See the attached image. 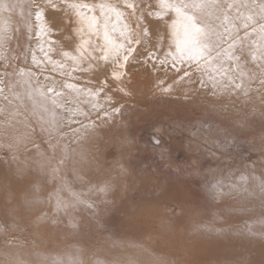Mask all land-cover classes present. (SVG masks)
<instances>
[{
  "label": "rangeland",
  "instance_id": "rangeland-1",
  "mask_svg": "<svg viewBox=\"0 0 264 264\" xmlns=\"http://www.w3.org/2000/svg\"><path fill=\"white\" fill-rule=\"evenodd\" d=\"M58 5L62 6L60 0ZM147 5L155 7V0L142 4L143 24L152 43L147 49L138 46L123 69L128 76L121 85L108 65L110 79L99 81L102 108L82 104L89 117H77L92 126L81 132L78 142L70 128L63 127L56 150L59 159L67 145L69 159L60 175L75 190L88 193L85 199L93 207L80 204L57 211L55 200H49L59 181L47 167H40L44 157L33 145L39 144L45 156H52L48 142L56 143V138L49 137L35 119H29L32 132L25 143L0 149V261L18 256L35 264L40 257L72 255L83 264H148L153 257L164 264H264L260 229L255 234L240 230L244 221L264 216V203L255 187L258 181L252 179H264L261 69L252 62L245 65L249 75L255 73L247 96L213 94L210 86H201L198 74L191 82L185 78L177 83L183 71L154 66L148 60L147 51L158 36L166 34V27L164 21L147 15ZM57 17L56 25L50 20L45 39L56 42L57 52L61 47L70 50L76 26L65 10ZM12 20L19 21V10ZM65 20L73 23V29H68L69 24L59 28ZM63 38L70 42L67 47ZM31 40L37 38L25 30L13 33L10 42L17 45L8 50L20 60L9 58L10 64L31 65V61L21 62ZM54 58L59 57L54 54ZM100 63H93L91 69ZM80 73L70 82L83 87L87 83ZM168 86L171 91L162 90ZM114 108L120 111L113 112ZM71 127L79 128L80 123ZM15 130L28 131L20 124ZM3 139L5 144L11 142ZM241 174L249 177L251 195L230 187L239 184ZM217 180L222 181L225 195L214 200L209 184ZM101 185H107L106 193L95 191ZM232 208L246 211H229Z\"/></svg>",
  "mask_w": 264,
  "mask_h": 264
},
{
  "label": "snow or ice",
  "instance_id": "snow-or-ice-1",
  "mask_svg": "<svg viewBox=\"0 0 264 264\" xmlns=\"http://www.w3.org/2000/svg\"><path fill=\"white\" fill-rule=\"evenodd\" d=\"M47 3L56 8L53 0H47ZM60 3L76 27L75 43L70 50L61 47L57 52L53 47L56 42L45 39L51 29L45 22L43 8L35 0H0V67L5 69L0 71V149L11 150L14 144L27 141L32 132L29 119H35L49 137L56 138V143L48 142L52 156H45L39 144L33 146L44 157L40 167H47L49 175L59 181L57 188L49 193V200H55L57 211H66L80 204L87 207H93V204L85 199L88 193L75 190L60 175L69 159L67 145L63 146V155L59 159L55 157L60 147L62 129L69 127L78 142L81 132L86 133L92 126L77 119L79 116L85 119L89 117V113L80 105H90L93 110L101 109L99 96L103 91V87L93 90L70 81L76 79L75 73L90 71L93 63L101 61L112 67V78L120 81L123 69L138 51V46L147 49L148 44L152 43V36L143 24V0H60ZM17 10L19 21L14 27L12 14ZM147 15L165 21L166 27V34L158 36L147 51L148 60L154 66L157 63L160 67L170 65L177 72L183 71L177 83L185 78L191 82L192 76L198 74L201 86H210L213 94L241 93L247 96L248 82L255 78V73L249 75L245 67L243 54L246 52L251 62L261 69V83L264 84V0H155V10H149ZM21 27L37 38V48L27 50L31 59L28 67L10 64L7 54L13 33H19ZM54 54L59 58H54ZM11 60L19 61L20 57L13 55ZM9 67L10 72L6 70ZM46 72L56 73L62 79L58 81L55 76L45 75ZM162 90L171 91V86ZM69 104L72 105L71 109L68 108ZM119 111V108L113 109V112ZM104 115L108 113L105 111ZM73 123H80V127L72 128ZM17 124L28 131L20 134L15 130ZM9 129H14L13 133L10 134ZM5 137L11 142L5 144ZM238 179V185H230L233 191L251 195L247 187L249 177L241 174ZM252 179L258 181L255 187L264 203V179L255 176ZM209 188L214 200L224 197L222 181L210 183ZM91 191L92 187L88 192ZM95 191L106 193L107 185H101ZM229 211L242 213L246 209L232 208ZM257 227L264 235V216L258 220L244 221L240 230L255 234ZM0 264L30 262L17 256L0 261ZM35 264L83 262L78 256L68 255L66 258L40 257ZM93 264L103 262L94 261ZM129 264L136 262L130 261ZM148 264H164V261L153 257Z\"/></svg>",
  "mask_w": 264,
  "mask_h": 264
},
{
  "label": "bare ground",
  "instance_id": "bare-ground-1",
  "mask_svg": "<svg viewBox=\"0 0 264 264\" xmlns=\"http://www.w3.org/2000/svg\"><path fill=\"white\" fill-rule=\"evenodd\" d=\"M58 1L59 0H53V3H55L56 4V8H53L51 5H49L48 3H47V0H35V3L37 4V3H39L38 5H40V7L41 8H43V10H44V18H45V22H46V24L49 26V23H50V20L52 19V21H54V25H56L57 23H58V17H57V13L60 11V10H65V12H67V10L66 9H64L63 8V6H59L58 5ZM150 5H147L146 7H145V9L144 10H155V7H149ZM17 22L18 21H15V20H13V24H14V27L16 26V24H17ZM33 23H35L34 22V17H33ZM69 24V26H68V29H73V27H74V25H73V23H71V22H67L66 20L63 22V23H61L60 22V26H59V28L60 29H64L67 25ZM164 25H165V21H164ZM21 31H24V28L23 27H21L20 28V31L19 32H21ZM26 32V31H25ZM24 33V32H23ZM61 42L63 43V45H64V47H67L68 45H69V40L67 39V38H63L62 40H61ZM34 43H37V41L36 42H34V41H30V43L28 44V47H26V48H24V51H25V55L23 56V58H22V60H21V62H22V64L24 65V64H26L25 63V56H27V61H31V59H30V55H28L27 54V50L29 49V48H31V49H34L36 46L34 45ZM33 44V45H32ZM16 45H17V43L14 41V42H9V45H8V49L9 48H12L13 46H14V48L16 47ZM10 51H11V49H10ZM10 51L8 50V56H9V58L11 59V53H10ZM12 52V51H11ZM18 52V51H17ZM24 53V52H23ZM243 58L245 59V61H246V63H245V65L247 64V63H250L251 62V60H250V58L249 57H247V55H246V52L243 54ZM85 66H87V65H85ZM100 68H102L101 70H100ZM109 66L107 65V64H105V63H100L99 64V66H96V69H91L90 71H86V72H81L80 73V76H81V78L83 77V81L84 82H86L87 84L85 85V86H83V87H85V88H91V89H93V90H95V89H98L99 88V81H100V79H105L106 81H108L110 78H109ZM33 71H39L38 69H33ZM45 75H52V76H57L55 73L54 74H51V73H45ZM124 76V77H123ZM123 76H122V78H121V80L120 81H118L119 82V84L121 85V83H122V81H123V79H125L127 76H125L124 74H123ZM88 79H90L89 80V82L87 81ZM41 82L43 83L44 81H43V76H41ZM91 82V83H90ZM83 105H85V104H83ZM71 107H72V105H71ZM80 107H81V105H80ZM91 106H89V108H90ZM68 108H70V107H68ZM71 109V108H70ZM74 124H77V123H74ZM42 132V131H41ZM1 158V157H0Z\"/></svg>",
  "mask_w": 264,
  "mask_h": 264
}]
</instances>
